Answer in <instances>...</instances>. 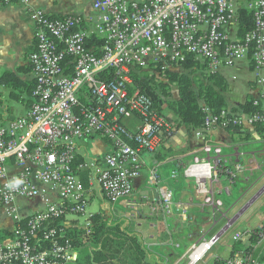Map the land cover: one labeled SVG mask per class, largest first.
Listing matches in <instances>:
<instances>
[{
    "label": "built area",
    "instance_id": "2783aa9c",
    "mask_svg": "<svg viewBox=\"0 0 264 264\" xmlns=\"http://www.w3.org/2000/svg\"><path fill=\"white\" fill-rule=\"evenodd\" d=\"M13 3L27 9L34 27L35 45L28 64L35 88L34 103L23 116L6 123L0 120V209L19 222L16 201L38 199L43 209L29 217V234L36 245L49 243L52 249L38 251L21 236L0 246V264H68L75 250L59 244L63 236L55 230L37 239L35 234L43 224L52 217L85 215L96 191L111 211L120 201L134 198L132 184L144 168L143 155L153 154L161 144V131L172 126L153 113L146 95L129 93L133 68L163 64L177 71L191 55L206 63L208 73H219L249 62L251 53L252 84L258 89L253 106L260 110L229 117L228 112L214 117L205 110L204 126L194 132L201 145L182 172L202 196L200 212L214 225L221 218L226 221L187 252V264L200 263L221 235L233 228L237 216L226 219L221 213L223 202L214 187L227 181L229 194L243 173L239 160L231 167L223 166L222 146L206 134L215 128L264 125V0H96L89 26L76 15L51 21L44 11L32 8L30 0H0V9ZM242 7L252 14L254 27L239 38ZM91 36L103 45L87 48ZM65 56L71 60L65 61ZM111 72L114 77L108 79ZM133 118L138 121L136 132L125 126ZM92 136L104 139L111 150L100 158L83 159L81 142ZM77 157L83 161L74 167ZM81 172L86 173L88 188L80 179ZM148 174V185L159 190L161 208L171 215L172 209L180 208L174 204L172 191L160 184L156 167ZM177 176L172 173L171 178ZM83 228L89 232L88 224ZM254 229L234 235L235 241L252 238L253 244L220 264H264V219ZM200 247L205 251L191 261Z\"/></svg>",
    "mask_w": 264,
    "mask_h": 264
},
{
    "label": "crops",
    "instance_id": "0c3cea01",
    "mask_svg": "<svg viewBox=\"0 0 264 264\" xmlns=\"http://www.w3.org/2000/svg\"><path fill=\"white\" fill-rule=\"evenodd\" d=\"M94 1L96 0H30L32 8L42 10L55 19L64 18L68 15L79 16L83 20L84 26L93 23L92 4ZM34 45V27L28 17L27 9L17 3L2 7L0 9V79L11 74L17 77L20 84L15 89L17 94L13 97L11 96L14 93L13 90L0 85V120L2 123L23 116L28 109L31 95L29 96L27 91L32 90L34 85L28 56L33 51ZM219 74L228 84V92L225 93L224 97L229 109L242 104L248 96L252 99L257 96L258 89L252 84V68L248 62H240L231 69L222 68ZM166 114L173 128L172 137L165 145L160 144L153 154L143 155L144 168L132 184L134 198L120 201L113 211H109V207L105 206L107 200L96 191L90 197L89 205L92 202L98 203L99 211L92 214H99L108 224L114 223L113 220L118 219V224L121 228L127 229L129 237L138 240L146 253L147 261L150 263L168 264L161 261V258L167 260L166 255H168L172 257L170 264H179L191 246L202 239L199 231V220L206 221L209 218L205 213L200 212L202 196L197 193L195 184L183 176L180 181V175L175 179L171 178L175 168L181 167L183 169L191 162L193 152L200 147L201 141L195 138L194 131L186 133L183 128L179 127V120L172 113L166 111ZM125 126L130 132H136L138 121L135 118L127 120ZM206 138L212 143L222 146L221 161L223 166L231 167L238 160L243 166V173L233 182L230 192L237 187L239 182H242L247 184V190L243 194L251 193L256 183L264 179V171L262 170L264 163L261 161L262 153H264V141L258 134L256 127L215 128L206 134ZM89 140L92 143L104 141L98 136H92ZM84 142L86 144L82 146L85 149L81 151L83 159L100 158L111 150L105 141L106 144L104 143L102 150L96 149L91 153L88 150V141ZM154 167L158 168L160 184L173 191L174 204L180 207L179 209H172L171 215H167L161 208L159 190L148 185V171ZM255 175L260 176L252 179ZM228 187L230 185L227 181H221L218 186L214 187L223 203L227 201L226 196L230 195V193L225 192ZM261 192H264V187L258 193ZM254 199L249 200L246 204L250 205ZM242 205L240 199L230 205L234 208L239 206L238 215H232V217L236 216L233 226L243 215L242 213L249 208L247 205ZM16 206L20 221L43 209V204L38 199H18ZM0 216L1 218L4 217L2 222L0 220V233L3 231L9 234L15 232L18 221L7 216L1 209ZM68 221L67 223H69ZM71 221L82 229L86 223V220L82 224L75 220ZM11 242L9 239H4L2 244ZM82 248L88 250L86 253L88 258L80 251H75L74 259L68 264H81L84 258L90 260V264H92L94 249L87 244L83 245ZM128 261L127 264H130ZM109 264H126V262L121 257L119 261L116 259V261H110Z\"/></svg>",
    "mask_w": 264,
    "mask_h": 264
},
{
    "label": "trees",
    "instance_id": "16d2710c",
    "mask_svg": "<svg viewBox=\"0 0 264 264\" xmlns=\"http://www.w3.org/2000/svg\"><path fill=\"white\" fill-rule=\"evenodd\" d=\"M238 14L237 34L239 38H243L247 32L253 30V18L252 14L243 7L239 9ZM50 19L51 21L56 20L52 17H50ZM91 45L101 46L103 45V41L97 40L95 37L91 36L88 40L87 48H90ZM59 48H61V46ZM64 60L69 61L71 58L65 56ZM247 60L249 61V65L252 64L251 53ZM162 67H164L163 64L157 65L156 68L150 67L149 69L133 68L129 73L132 85L128 87V91L130 94L138 91L140 94L146 95L152 102L153 113L163 118L168 124H171V121L167 117L166 111L172 113L179 120V127L183 128L186 133H191L192 131L196 132L203 128L207 116L205 110L214 117H219L222 113L226 112L229 113L228 117L240 114L253 115L260 110L259 107L253 106V99L250 96H248L242 104L229 109L224 97L225 93L228 92V84L225 79L219 73H208L206 63L201 60H195L191 55L187 56L186 62L180 65L177 71L173 70L174 67H164L165 69H162ZM29 68L31 71L30 66ZM251 68H253L252 65ZM112 76L114 77V72L110 73L108 79ZM0 85L13 90L14 93L11 94L12 97L17 94L15 89L20 86L17 77L11 74L1 77ZM34 88L35 81L32 90L29 89L27 91L29 96L31 95L27 108L31 107L34 103L32 98ZM172 88L176 92L175 99L171 98ZM254 127H256L258 134L262 138L264 125L258 124ZM172 130L173 128L168 131H165V129L161 131L160 139L162 145L170 141ZM82 161L83 159L77 157L74 167ZM174 170L175 171L172 173H176L178 176L180 175L179 180L181 181L183 169L178 167ZM80 179L85 188H88L85 172L80 173ZM66 216L67 215H62L57 218L52 217L48 219L35 234L37 239H42L43 234L50 230H55L58 235H60L61 232L63 239L59 240V244L64 245L66 243L73 250L80 251L81 254L86 255L87 258L88 254L86 253H88V250L82 248L83 245L87 244L94 249L92 253L93 258L91 260L92 264H109L110 261H116V259L119 261L121 257L125 259L126 264L129 259H131V261H128L130 264H158L156 262L150 263L147 261L146 253L138 243V240L129 237L127 229L121 228L120 224H118V219L113 220L114 223L108 224L99 214H91L87 217L85 223L88 224L87 230L89 232L87 233L84 228L82 229L76 226V223L71 220L68 221ZM28 221L29 217L17 222L15 232L10 234L4 231L1 232L0 246L4 239L13 241L21 236H25L28 238L29 244L36 246L38 251H50L52 245L49 243H41L40 245L35 244V240L29 234ZM67 221L69 223H67ZM254 230L255 229H252L251 232ZM249 244H253L252 238L244 243L243 241H234L230 254L241 252L245 246ZM87 258H84L81 264H90V260L88 261ZM161 261L167 263V260H162V258ZM220 263L219 261H215V264ZM13 264L20 263L18 261Z\"/></svg>",
    "mask_w": 264,
    "mask_h": 264
},
{
    "label": "rangeland",
    "instance_id": "374dc122",
    "mask_svg": "<svg viewBox=\"0 0 264 264\" xmlns=\"http://www.w3.org/2000/svg\"><path fill=\"white\" fill-rule=\"evenodd\" d=\"M171 94H172L171 98L175 99L176 98V92L173 88L171 89ZM87 141H88V150L91 151V153L96 151V149L102 150L103 146L106 144L105 140L104 141L100 140L103 143H101V142H96V143L93 142L92 143V141L89 139ZM262 154L263 155L261 157V161L264 163V153H262ZM262 170L264 171L263 168H262ZM259 176L260 175H255L252 179H255ZM236 186L237 187H235L233 189V191L230 192V195L226 196L227 201H225V203H223V207L221 209V213L224 214L226 219H230L233 214L236 215L237 213H239V212H237L239 206H237V208L230 207V205H232L234 201L240 199L242 201V204L245 206V205H247L246 203L249 200L251 201L253 198H255V199L250 203V205H247V207H249V208L244 213H242L243 215L235 223L233 228L230 231L226 232L225 234L221 235L219 243L209 253H207L205 255L204 259L198 264H215L216 259L218 261L227 260L229 255H230V252L232 250V247L234 245V241H235L234 240V237H235L234 234L236 232L250 231V230L260 226V224L262 223V219H263L262 217L264 214V192L263 193L261 192L260 194L258 192L264 187V179H261L259 181V183H256L254 190L252 189V192L249 194H243L247 190V184L239 182L238 185H236ZM105 206L109 207V204L105 203ZM98 209H99L98 203L92 202L89 205V209L85 215L82 216V215H77V214H68L66 216V219L69 221L75 220V221L79 222L80 224H82L87 219L89 214L97 213L99 211ZM2 219H4V217L1 218V216H0L1 222H2ZM128 219L130 220V218H128ZM199 221H200L199 222V228H200L199 231H200V236L202 238H209L212 234L219 231L224 226V224L226 223L224 218H221L220 220L216 221L215 225L213 224V222L211 220H208V219H206V221H203L200 219ZM198 252L199 251H196L195 253L198 254ZM203 252H201V253H203ZM167 253L170 254L169 251H167ZM201 253L199 255H201ZM188 254L189 253H185L184 259L179 264H187L189 262L188 261ZM166 256H168V255H166ZM195 257L196 256L192 257V261L195 260ZM171 262H172V257L168 256L167 263L170 264Z\"/></svg>",
    "mask_w": 264,
    "mask_h": 264
},
{
    "label": "bare ground",
    "instance_id": "6f19581e",
    "mask_svg": "<svg viewBox=\"0 0 264 264\" xmlns=\"http://www.w3.org/2000/svg\"><path fill=\"white\" fill-rule=\"evenodd\" d=\"M197 251H199V252H198V254L195 253V256H198L201 252L205 251V247H200L199 249H197ZM191 261H192V258H191Z\"/></svg>",
    "mask_w": 264,
    "mask_h": 264
},
{
    "label": "water",
    "instance_id": "95a60500",
    "mask_svg": "<svg viewBox=\"0 0 264 264\" xmlns=\"http://www.w3.org/2000/svg\"><path fill=\"white\" fill-rule=\"evenodd\" d=\"M82 145L86 144L84 141L81 142Z\"/></svg>",
    "mask_w": 264,
    "mask_h": 264
}]
</instances>
